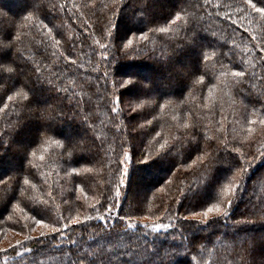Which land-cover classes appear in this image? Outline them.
<instances>
[{
	"label": "snow or ice",
	"instance_id": "1",
	"mask_svg": "<svg viewBox=\"0 0 264 264\" xmlns=\"http://www.w3.org/2000/svg\"><path fill=\"white\" fill-rule=\"evenodd\" d=\"M123 4L124 0H111V3L86 0L82 4L76 0H33L32 7L21 18L23 22L0 9V114L6 118L5 126L0 127V146L11 143L13 134L25 120L36 119L44 125L37 141L65 148L64 156L70 166V171L62 169L65 172V184L70 186H61L57 192L49 182V175L41 171L42 165L28 158H34L36 151L20 149L27 167L22 173H13L7 179H0V202L5 203L10 194L14 195V200L17 199L18 189L19 202L10 204L14 210L19 209L24 214V220H30L31 224L17 220L20 232L24 233L23 240L10 243L7 249H0V253L5 254L4 259L8 260L7 253L10 252L26 264H132L138 255L143 257L139 264H150L152 258L159 259L157 252L164 257L163 264H170L177 254L186 255L190 264H208L203 257L204 251L207 250L211 256L213 252L208 245L215 247L216 243L224 240L226 257H230L227 264H253L250 250L255 241L251 236L232 237L225 233L216 236L214 232L202 235L199 240H190L184 232L200 226L199 230L207 233L215 227L214 222L217 220L233 227L264 223V173L251 185L246 184L250 169L257 161L264 159V127L259 132L256 129L257 124L264 126V103L260 108L253 105L251 112L245 105L243 111L234 113L231 123H239L240 131L231 137L225 126L228 118L223 114L222 106L221 119L215 120L213 108L210 109L212 114L206 124L200 117L191 115L190 110L191 122L173 126L165 137L162 131L157 130L159 118L154 113L157 106L163 110L165 104H171L172 101L160 103L157 98H124L120 89L132 81L112 79L110 86L109 77L113 74L106 68L102 76L100 73L101 66L108 65L115 56L127 55L134 41L150 40V33L153 36L159 34L157 38L164 49H168L164 59L182 44L194 43L199 33H211L216 43L201 47L200 71L189 77V96L199 87L200 99L208 101L213 90L220 85L222 89L232 90L234 97L240 96L241 104H244L245 95L257 101L264 100V0H232L231 3L181 0L179 7L163 26L148 27L147 31L139 32V36L133 33L131 38L128 36L122 42L115 43L112 17L119 14ZM45 6L47 12H44ZM109 12L111 16L107 15ZM49 13L53 20L60 19V14L64 19H60L58 24L50 20L45 22ZM205 17L219 22L222 36H217L215 27L202 26L201 21ZM257 18L259 28L254 30L251 24L256 23ZM245 20H249L248 26H244ZM29 25L35 29L34 32L23 31ZM241 26L243 32L239 33L237 40ZM173 30L180 42L169 37ZM29 35V47H18L23 44L22 38H28ZM173 43L174 48L170 47ZM85 49L89 51L85 53ZM9 51L10 58L5 55ZM84 55L88 58L85 59ZM95 57L98 59L94 60ZM184 75L188 74L185 72ZM211 80L218 83L212 84ZM34 85L45 86L53 95L51 101L37 105L34 102ZM206 85L208 95L203 92ZM93 100L102 103L107 113V123L102 122L105 129L103 136L96 131L98 117ZM147 106H151V112L141 111ZM203 107L209 108V104L204 103ZM66 109L71 111V116L67 118L78 121L86 129L79 142L68 138L54 139L57 136L53 134L52 125L66 116ZM10 111L16 114V119L9 118ZM133 114L134 120L130 119ZM253 116L257 118H251ZM125 121L129 122L131 131H127L126 127L121 135ZM132 121L136 122L133 124ZM138 137H141L139 155L133 145ZM145 138L147 144H144ZM190 145H198V151L191 159L184 160L183 151ZM77 153L89 156L82 168L76 167L80 165L74 159ZM221 153L223 157L219 155ZM164 155L177 157L176 171L156 190L165 193V188H170L177 173H181L177 186L179 196H168L175 208L166 200L156 206V211L163 206L169 222L163 223V217L157 216V222L134 223L127 215L121 214L123 202L128 200L131 204L134 200L126 191L133 159L136 163H147ZM40 160L44 161L45 157L41 155ZM217 164H228L231 174L219 185L215 199L195 210L181 211V201L206 182ZM101 170L106 171L108 176L102 185L96 181ZM37 174L48 186L42 198L29 195V188H37ZM190 174L197 177L195 186L191 181L185 185ZM245 187L251 197V211L239 219H232L230 210ZM89 191L94 193L91 197L86 194ZM72 193L82 194L83 200L80 195L73 197ZM134 201L138 212L143 211L145 203H153L148 197ZM21 203L23 208L20 207ZM147 211L153 214L151 207ZM144 219L148 220L149 216L145 215ZM173 219L179 228L169 234L168 230L175 227ZM117 222H121L122 227L118 228ZM37 228L41 230L36 236L28 234ZM162 230L172 241L178 242L179 247L158 249L153 241L161 236ZM89 234L91 243L86 239ZM125 235H129L127 243H120ZM149 235L152 240H147ZM212 236L216 238L212 239ZM141 238L147 240L143 252L137 242ZM29 241L31 244H26ZM217 264H224V261L220 260Z\"/></svg>",
	"mask_w": 264,
	"mask_h": 264
},
{
	"label": "trees",
	"instance_id": "2",
	"mask_svg": "<svg viewBox=\"0 0 264 264\" xmlns=\"http://www.w3.org/2000/svg\"><path fill=\"white\" fill-rule=\"evenodd\" d=\"M78 4L86 2V0H76ZM105 3H111V0H104ZM181 0H124L119 14L112 17L113 23H115V28L113 32L114 42L120 43L128 36L131 38V34L135 33L139 36V32L147 31L148 27L163 26L167 19L171 17L174 11L179 7ZM231 3L232 0H213V3ZM33 0H0V9L5 10L12 17L17 20H21L23 15L27 14V11L32 7ZM226 9H220V11H225ZM210 11H217L216 9H211ZM44 12H47V7L45 6ZM43 15V13H42ZM90 15V13H89ZM111 16V13H107ZM130 17H132L130 19ZM60 19H64V16L60 14ZM60 19L53 20L52 14L49 13L47 16L52 23L58 24ZM202 26L205 28L215 27L217 29V36H222L223 33L220 31V24L218 21L213 19H208L205 17L202 21ZM230 24V21L228 22ZM239 23V22H238ZM244 26L249 25V20H245ZM51 26V24L49 25ZM101 27H103V22H101ZM111 27V25H109ZM251 27L254 30H258L259 21L257 18L256 23H252ZM25 32H34L35 29L26 27L23 29ZM243 32V27H239L237 33V40H239V33ZM66 35V33H65ZM151 39L148 41L136 42L134 41L132 45V50H130L127 55H117L108 64L101 66L102 76L105 68L109 73L113 75L109 77V83L111 86L112 79L117 81L131 80L132 83L124 88L120 89V94L122 97L127 99H150L157 98L160 103H164L166 100L172 101L171 104H165L163 110L158 106L156 108L155 115L159 118V124L157 126L158 131H162L164 136L167 137L169 131L173 126L183 124L185 122H191V115L200 117L206 124L208 118L211 116L210 109L214 108L216 113L215 120L219 121L221 119V106L223 107V114L227 116L228 123H226V128L228 129L229 137L240 131V124H232L231 121L234 119V113L243 111L244 106L248 107L249 112H251L252 106L255 105L256 108H260L264 100L257 101L254 97L244 96V104L240 103L241 97L235 96L232 90L223 88L218 85L216 89L213 90L210 99L208 101H202L200 99V88L197 87L193 90L192 96H189V77L193 74H198L200 71V50L203 46H211L216 43V41L211 37V33L207 34L201 32L198 34L194 43L182 44L181 47L175 48L173 53L164 59L168 54V49H164L163 45L157 36L149 34ZM169 37L175 42H180L179 36L175 34V30L169 33ZM28 38H22L23 44L18 45V47L28 48L29 40ZM91 41H89L90 43ZM108 43V41H104ZM170 47L174 48L175 43L171 44ZM89 50L85 49V53ZM111 51V48H109ZM211 51V49H209ZM227 51V48H225ZM27 54V53H26ZM8 58L11 57V52L5 54ZM87 59V55H84ZM98 59L95 57L94 60ZM138 69L139 73L130 72L128 69ZM141 69V70H140ZM123 73H122V72ZM188 75L185 76L184 73ZM125 73V74H124ZM102 83V82H101ZM189 83V84H188ZM212 84H217L216 80H211ZM34 102L37 105H42L44 103L50 102L53 95L47 91V88L43 85H34ZM204 95H208L207 85L203 89ZM233 97L235 98V103H233ZM183 101V103H181ZM208 103L209 108H204L203 104ZM99 105V107H97ZM2 107V105H0ZM93 108L96 110V115L98 119L96 120V131L98 135L103 136L105 129L102 122L107 123V113L103 108L102 103L97 100H93ZM151 106H147L141 111L151 112ZM66 116L55 121L52 125L53 134L57 137L54 139H74L77 142L85 135L86 129L75 120L68 119L71 116V111L66 109ZM23 116V114H19ZM9 118L16 119V114L9 112ZM148 118H151L150 116ZM256 119L257 117H251ZM5 117L0 114V127L5 126ZM130 119H135V114H133ZM137 119H140L139 117ZM132 121L131 123H135ZM218 126V125H217ZM44 125L42 122L36 119L25 120V122L16 130L11 138V143L4 146H0V179H7V176L13 173H22L27 167V161L21 148L29 149L31 152L33 149L36 151V156L33 158L29 156V159H34L36 164L42 165L41 171L49 175V182L53 184L56 191L59 192L61 186H70L65 184L64 176L65 172L62 169H68L70 171L69 163L64 156L66 149L59 147L55 144L49 142L37 141L40 131H42ZM131 131V127L128 121L124 122L121 127V135L124 134L125 129ZM259 124L256 125L257 132L261 129ZM211 134V133H210ZM154 135V133H153ZM110 140L111 137L109 136ZM141 137H138L133 141V145L136 150V154L139 155V148ZM37 141V143H36ZM36 143V144H35ZM144 144H147V139H144ZM86 146V145H85ZM107 147V144L105 145ZM46 149V151H45ZM198 151V145H190L186 150L183 151L184 160L191 159ZM45 157L44 161L40 160V156ZM223 157V153L219 154ZM88 154L77 153L74 158L77 164L76 167L83 166L84 162L88 160ZM177 164V157L175 155H164L154 158L147 163H136L135 158L130 167V179L129 184L126 189L127 193L131 195L134 200H139L148 197L149 200L153 201L152 204L145 203L143 205V211H136L135 201L133 200L130 204L128 200L123 202L121 208V214L127 215L132 222L144 224L157 222L156 217H163L162 222L168 223L167 215L163 211V206L160 207L159 211H156V206L161 205L162 200H166L169 204H172L175 208V204L168 200V196H179L177 190L178 179L181 173H177V178L174 179V183L170 188H165V193L158 192L156 189L163 186L164 181L171 177L172 172L176 171L175 167ZM35 172L36 169H33ZM59 173V175H57ZM264 173V159L256 162V164L250 169L247 177L246 184L251 185L252 182L261 174ZM231 174V167L228 164H217L209 178L206 182L200 186L197 190L189 195H186L185 199L181 201V211L195 210L207 203L212 202L217 194V190L220 184H222L226 178ZM108 176L106 171L101 170L100 174L96 176V181L99 184H103L107 181ZM192 182L193 186L197 182V177L195 175H189L185 180V185ZM37 188H29V195L36 198H42L46 195L48 191V186L44 184L43 178L37 174L36 181ZM259 189V185H257ZM43 189V191L41 190ZM2 191V189H0ZM91 197L94 193L89 191L86 193ZM73 197L80 195L81 200H83V195L80 193H72ZM17 199L14 200V195L10 194L6 199L5 203L0 202V230L7 231H19L20 228L17 226L16 222L19 220L21 223H28L24 221V214L19 209H13L12 204H17L20 200V193L17 189L16 191ZM255 199V197H253ZM89 199V203H91ZM31 203V201H28ZM59 203V200H57ZM251 197L248 196V188L245 187L239 198L234 202L232 209L230 210V215L232 219H239L250 213L251 208ZM21 208L24 205L21 203ZM151 207L153 209V214H149L147 209ZM59 212H57V215ZM148 215L149 219L144 223L140 219H144V216ZM11 217V219H9ZM175 226L169 229V234L173 233L179 228L176 225L175 220L172 221ZM212 223V222H210ZM215 227L209 230L207 233L200 231V226L196 229L188 230L184 232L190 240H199L202 235H211L216 232V236L222 235L223 233L228 234L232 237L241 236H251L255 241L254 246L250 250V260L253 264H264V223H252V224H241L233 227L227 223H223L219 220L215 221ZM117 227H122L121 222H117ZM230 230V231H229ZM134 231V230H133ZM130 235V234H129ZM129 235H125L120 243H127ZM139 236V233H136ZM216 236H212L215 239ZM86 239L89 243L92 242L91 236L86 235ZM147 240H152V236L149 235ZM147 240L141 238L137 242L141 246V252H143V246L146 244ZM155 246L159 248H166L167 246L179 247L178 242H174L170 239V236L163 234L161 231V236L153 241ZM224 240H220L216 243L215 247L208 245V248L212 250L213 254L210 256L208 251H204V260L208 261V264H217L218 261L223 260L224 264H227V260L230 257H226L224 251ZM26 244H31V242H26ZM12 253H7L11 256ZM53 255H56L53 253ZM159 259L155 257L150 260V264H163L164 257L160 255L159 252L156 254ZM5 254L0 253V264H26L23 260L12 259L5 261ZM143 257L138 255L134 257L132 264H139ZM49 259V257H45ZM127 264V262H125ZM170 264H190L189 258L186 255H174L171 259Z\"/></svg>",
	"mask_w": 264,
	"mask_h": 264
},
{
	"label": "rangeland",
	"instance_id": "3",
	"mask_svg": "<svg viewBox=\"0 0 264 264\" xmlns=\"http://www.w3.org/2000/svg\"><path fill=\"white\" fill-rule=\"evenodd\" d=\"M131 18L132 17H130V19ZM128 70H130V72L139 73L138 69H134V68L133 69H130L129 68ZM140 220L143 221L142 223H144L146 221L145 219H140ZM27 222L29 224H31V221L30 220H28ZM40 230L41 229L37 228L35 232H30L28 234H30L32 236H36ZM25 231H27V230H25ZM18 232L19 231H7V232H4L1 229L0 230V249H7L9 247V244L10 243L11 244H15L16 240H23L24 233L23 232H19L20 234H17ZM12 259H18V258L14 257L13 255H11V256L8 255V260L10 261ZM5 261H7V260H5Z\"/></svg>",
	"mask_w": 264,
	"mask_h": 264
}]
</instances>
